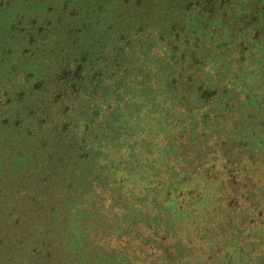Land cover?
I'll return each instance as SVG.
<instances>
[{"label":"trees","instance_id":"16d2710c","mask_svg":"<svg viewBox=\"0 0 264 264\" xmlns=\"http://www.w3.org/2000/svg\"><path fill=\"white\" fill-rule=\"evenodd\" d=\"M235 1L0 0V264H37V252L61 239L73 259L74 238L136 224L131 201L142 175L155 179L149 190L171 212L175 199L193 200L174 160L194 89L209 107L205 125L241 114L226 151L250 154L252 142L264 143V90L254 84L264 74L253 69L264 54V0H246L229 29ZM235 182L230 174L223 186ZM32 229L38 242L26 245ZM143 235L145 248L154 235ZM59 248L45 264H74Z\"/></svg>","mask_w":264,"mask_h":264},{"label":"rangeland","instance_id":"374dc122","mask_svg":"<svg viewBox=\"0 0 264 264\" xmlns=\"http://www.w3.org/2000/svg\"><path fill=\"white\" fill-rule=\"evenodd\" d=\"M245 1H235L236 15L225 23L229 29L233 24L241 23ZM243 38L238 35L235 43H240ZM208 41L204 43L207 49L205 53L215 46L218 39ZM235 57L233 54L232 59ZM260 60L261 63L254 62L253 69L257 73L263 71L264 74V54ZM254 84L263 92L264 75L255 78ZM188 100L184 119L186 122L175 134L183 139H177V160L174 161H178L179 166L178 182L181 181L180 186L186 187L185 190L193 200H185L181 205L175 199L173 207L176 212H171L168 208L170 203L161 200L157 191L149 190L154 187L155 179L142 175L143 179L136 182V191L138 189L141 195L134 193L131 201V205L136 207V224H130L128 227L127 222L120 223V229L114 228L115 232L100 235L96 239L85 240L82 236L74 238L76 254L73 259L66 251V240H56L51 248L46 244L47 247L37 252V264H45L48 256L54 253L53 249L63 246V252L58 249L60 255L65 254L64 259L70 263L73 261L74 264H94V261L95 264H156L158 260H155V256L165 257L163 264H264V235L256 241L250 240L248 236L249 231L264 228V143L252 142L249 147L250 154L242 152L237 146L226 151V143L230 145L236 139L235 126L236 121L241 119V114L225 113L223 118L216 117L214 121L209 120L210 124L205 125L202 119L209 107L202 104L203 100L196 89L188 95ZM213 118L214 116L209 114V119ZM161 161L165 164L167 162L164 156ZM168 163L169 166L173 165L170 161ZM230 174L235 176L236 182L231 186H223L228 182ZM148 191L151 194L147 193ZM186 191L183 199H186ZM232 199L239 201V207L230 206ZM179 207L181 208L177 209ZM122 212L120 211V214ZM257 213H261L259 219ZM252 220L257 222L250 223ZM196 221L198 224L194 225ZM199 224L203 227L205 235L198 228ZM144 228L154 235L147 239L149 241L145 248L146 241H141V237H146L143 234L147 229ZM126 230L132 231L131 234L125 233ZM211 231L214 235L208 240L207 232ZM38 233L32 229L26 237V245L32 240L38 242ZM216 234L219 239L215 238ZM223 234L228 235L231 241L226 247L221 240ZM157 242L163 243L160 251L155 247ZM70 243L73 242L70 240ZM149 246L153 249L154 257L146 255L149 253ZM91 248H97L101 252H93ZM236 249L239 250L238 253ZM81 252L85 253L84 260ZM143 252L145 254H142ZM13 264H19L18 260Z\"/></svg>","mask_w":264,"mask_h":264}]
</instances>
